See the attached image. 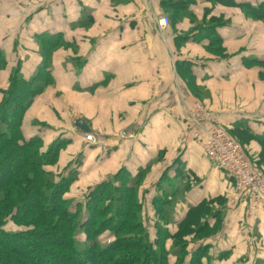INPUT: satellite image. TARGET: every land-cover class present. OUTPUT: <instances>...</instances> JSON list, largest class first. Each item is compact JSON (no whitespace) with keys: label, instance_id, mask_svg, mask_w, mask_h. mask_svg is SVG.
Here are the masks:
<instances>
[{"label":"crops","instance_id":"crops-1","mask_svg":"<svg viewBox=\"0 0 264 264\" xmlns=\"http://www.w3.org/2000/svg\"><path fill=\"white\" fill-rule=\"evenodd\" d=\"M263 1L0 0V101L13 69L24 79L39 71L47 85L22 133L69 139L57 164H76L71 188L149 165V222L158 182L171 177L175 220L202 200L221 216L205 240L212 264H264V206L251 211L200 145L179 141L200 102L264 172V23L245 10ZM163 16L170 23L159 30Z\"/></svg>","mask_w":264,"mask_h":264},{"label":"trees","instance_id":"trees-1","mask_svg":"<svg viewBox=\"0 0 264 264\" xmlns=\"http://www.w3.org/2000/svg\"><path fill=\"white\" fill-rule=\"evenodd\" d=\"M247 9L264 23V1ZM39 77L38 71L24 79L13 69L0 101V264H140L142 259V264H181L187 256L189 264L213 261L205 240L218 230L219 212L210 200H202L175 220L177 190L172 188L171 177L164 176L151 200L149 222L141 191L149 165L135 175L122 167L93 184L83 194L91 214L81 215L78 201L70 209L65 193L77 179L76 164L68 169L75 177L69 174L58 179L51 169L69 139L57 136L45 144L40 135L25 138L21 129L33 97L47 85L48 80ZM188 125L185 122V128ZM148 223L153 224V233ZM107 229L113 240L100 246L97 237ZM82 234L85 239L80 241ZM167 243L173 253H155L157 249L162 252Z\"/></svg>","mask_w":264,"mask_h":264},{"label":"built area","instance_id":"built-area-1","mask_svg":"<svg viewBox=\"0 0 264 264\" xmlns=\"http://www.w3.org/2000/svg\"><path fill=\"white\" fill-rule=\"evenodd\" d=\"M168 24L169 19L161 17L159 30ZM187 123L179 141L183 143L191 138L200 145L207 158L233 180L237 194L247 200L251 211L264 206V175L251 165L240 143L217 123L215 116L196 103L187 111ZM83 139L94 142L92 133L84 132Z\"/></svg>","mask_w":264,"mask_h":264},{"label":"rangeland","instance_id":"rangeland-1","mask_svg":"<svg viewBox=\"0 0 264 264\" xmlns=\"http://www.w3.org/2000/svg\"><path fill=\"white\" fill-rule=\"evenodd\" d=\"M1 60H0V65H1ZM263 78V77H262ZM8 85H9V80H8ZM8 85H7V87H8ZM7 89V88H6ZM195 90H197V95L201 98V97H203V96H201V95H203V91H199L198 89H195ZM4 93H5V90H3L2 91V95H3V97H4ZM2 97V98H3ZM196 104V103H195ZM197 104H200V102H197ZM200 105H202V103L200 104ZM94 108H98V106H96L95 104H94ZM193 106V105H192ZM191 106V107H192ZM190 107V108H191ZM115 122H117V121H115ZM116 124H119V123H116ZM40 127H42V126H40ZM186 130V129H185ZM183 133V132H182ZM182 135V134H181ZM52 140H54V138H51L50 139V142L52 141ZM243 151H244V149H243ZM245 154V153H244ZM246 156V155H245ZM246 158H247V160L251 163V165L253 166V167H255V168H257V169H259L261 172H262V174L264 175V172H263V169L260 167V166H258V165H256L255 163H254V161L253 160H250L247 156H246ZM59 159V158H58ZM11 164V163H10ZM7 165H9V163H5V166H7ZM71 166H60V164L58 165V164H56V166L54 165L51 169L52 170H54L55 171V173L57 174V175H59L58 176V179L59 178H61V176H66V175H69L70 174V172L68 171V169L70 168ZM70 175H72V176H74L75 177V173L73 172V173H71ZM112 176V175H111ZM111 176H107V177H111ZM74 184V183H73ZM79 185L80 186H83L84 184H81V182H79ZM72 186V185H71ZM71 186H70V188H71ZM93 186V183H90L89 185H87L86 186V189H85V191H83V189L82 190H78V186L76 185V187L75 186H73L71 189V191H70V188H69V190H67V194H65V197L66 198H69L70 199V201L71 202H69V207H70V209H73L74 207H75V201H78L79 202V210H80V212H81V215H89V214H91L92 212L89 210V209H87L86 207H85V205H84V203H85V201H88L87 200V198H83V193L84 192H86L87 190H90L91 189V187ZM81 189V188H80ZM69 192V193H68ZM89 213V214H88ZM153 223V222H152ZM154 224V223H153ZM153 224H147V227H149L150 228V230H149V232L150 233H153ZM25 229V228H24ZM16 230H19V229H16ZM21 231H22V229H21ZM24 231V230H23ZM130 234H132V233H130ZM125 235H127L126 237H128V233L127 234H125ZM108 237H110V239H108ZM85 239V234H82L81 236H80V241H82V240H84ZM129 240H131L130 238H128ZM111 240H113V237L111 236V232H110V230L109 229H107V230H105L102 234H100L98 237H97V241H98V244L100 245V246H102V245H104V244H107V243H110L111 242ZM169 243H167L165 246H163V251L161 252L160 251V249H157V251H155V253H157V254H170V253H173L172 251V249L169 247V245H168ZM189 255V254H188ZM183 256H185V255H183ZM188 256L185 258V260H183L182 261V259H181V262H178V263H181V264H189L188 263ZM143 260L144 259H142V261L140 262V264H142L143 263ZM150 262V261H149ZM169 262H171V260L169 259ZM212 262L213 261H211L209 264H212ZM206 264H208L207 262H205Z\"/></svg>","mask_w":264,"mask_h":264},{"label":"water","instance_id":"water-1","mask_svg":"<svg viewBox=\"0 0 264 264\" xmlns=\"http://www.w3.org/2000/svg\"><path fill=\"white\" fill-rule=\"evenodd\" d=\"M74 126L78 129H80L81 131H89V128L88 126L86 125V123L80 119V118H77L74 122Z\"/></svg>","mask_w":264,"mask_h":264}]
</instances>
